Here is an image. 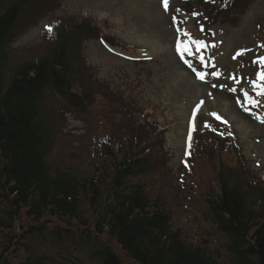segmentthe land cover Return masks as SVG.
<instances>
[{
    "label": "rangeland",
    "instance_id": "1",
    "mask_svg": "<svg viewBox=\"0 0 264 264\" xmlns=\"http://www.w3.org/2000/svg\"><path fill=\"white\" fill-rule=\"evenodd\" d=\"M34 1L45 2L51 12L33 18L25 35H17L11 47L15 54L27 55L39 46L46 47L48 35L50 45L60 44L56 33L68 17L86 19L97 28L76 36L74 47L78 60L93 72L98 85L94 87L103 98L90 110L91 116L78 115L73 108H66L63 115L60 98L53 90L46 91L44 113L52 111L55 118L65 119L49 162L70 169L96 162L100 135L113 125L111 118L116 115V120L125 118V125L134 123L128 116L132 111H125V105L111 97L124 99L136 109L137 118H149L166 132L168 171L131 184L142 183L149 195L166 197L174 228L182 232L187 244L204 247L219 264H237L229 236L217 228L206 205L210 193L217 190L214 166L225 159L221 153L214 159L210 156H215L211 152L218 141L227 140L231 155L240 144L250 163L246 169L264 176V0H169L167 7L161 0ZM53 4L60 7L54 9ZM179 41L186 46L189 66L175 55ZM192 119L199 125L197 130L193 126L196 137H201L196 143L203 148L194 157ZM9 212L14 214L12 204L2 199L0 264L11 247V264L30 258L49 264H103L102 251L112 245L124 264H135L113 237L98 239L93 227L82 232L78 221L54 220L43 234L23 240L18 235L20 226L28 230L39 222L27 218L25 211L12 221Z\"/></svg>",
    "mask_w": 264,
    "mask_h": 264
},
{
    "label": "trees",
    "instance_id": "2",
    "mask_svg": "<svg viewBox=\"0 0 264 264\" xmlns=\"http://www.w3.org/2000/svg\"><path fill=\"white\" fill-rule=\"evenodd\" d=\"M206 10L214 17L213 11ZM50 12L45 2L0 0V201L7 199L12 204V221L25 211L27 218L39 222L28 230L20 226L19 237L26 240L41 235L54 220L78 221L82 232L93 227L98 239L113 237L135 264H219L204 247L187 244L182 232L175 230L163 194L149 195L142 183L131 184L168 171L166 132L149 118H137L136 109L124 99L111 97L125 105V111H132L128 116L134 123L125 125V118L116 120V115L111 118L113 125L100 135L96 162L75 169L56 168L49 162L65 119L55 118L52 111L44 113L46 91L51 89L60 98L63 115L66 108H73L78 115L91 116L90 110L103 98L94 87L98 85L93 72L78 60L74 47L76 36L97 29L86 19H64L58 30L60 44L50 45L48 35L46 47H37L38 52H12L17 35H25L32 19ZM228 147L227 140L218 141L211 152L216 153L211 159L218 153L225 159L214 166L217 190L210 193L206 205L217 228L229 236L237 264H264V176L246 169L250 163L240 144L233 148V155ZM201 149L197 143L196 150ZM73 232L67 229L68 234ZM11 251L12 247L4 253L1 264H11ZM102 254L103 264H124L113 245ZM20 264L49 263L30 258Z\"/></svg>",
    "mask_w": 264,
    "mask_h": 264
},
{
    "label": "bare ground",
    "instance_id": "3",
    "mask_svg": "<svg viewBox=\"0 0 264 264\" xmlns=\"http://www.w3.org/2000/svg\"><path fill=\"white\" fill-rule=\"evenodd\" d=\"M165 2H166V0H164V4H165ZM156 11H158V10H156ZM195 121H196V119H194V124H195ZM191 129H193V126ZM194 129H195V126H194ZM187 133H188V130H187Z\"/></svg>",
    "mask_w": 264,
    "mask_h": 264
}]
</instances>
